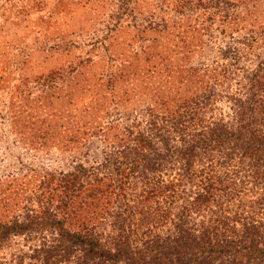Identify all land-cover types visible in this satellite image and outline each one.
<instances>
[{
	"label": "trees",
	"instance_id": "1",
	"mask_svg": "<svg viewBox=\"0 0 264 264\" xmlns=\"http://www.w3.org/2000/svg\"><path fill=\"white\" fill-rule=\"evenodd\" d=\"M210 1L223 12L221 24L234 21L231 10L250 0ZM259 28L238 29L218 59L181 70L182 98L118 124L110 142L106 136L115 123L99 127L94 135L105 146L92 165L80 162L57 184L47 181L46 205L57 201L55 209L44 202L1 222L0 242L53 231L54 239L37 251L41 264H264V26ZM203 30L213 31L212 25ZM218 86L231 104L227 120L214 115ZM74 205H84V214ZM105 219L111 220L108 232L98 225Z\"/></svg>",
	"mask_w": 264,
	"mask_h": 264
},
{
	"label": "rangeland",
	"instance_id": "2",
	"mask_svg": "<svg viewBox=\"0 0 264 264\" xmlns=\"http://www.w3.org/2000/svg\"><path fill=\"white\" fill-rule=\"evenodd\" d=\"M214 3L0 0V223L46 205L47 181L57 184L80 162L92 165L105 146L94 135L99 127L115 123L110 142L118 124L182 98L181 70L218 59L238 29L264 26V0L239 4L235 20L221 24ZM52 74L55 81H45ZM216 93L214 115L230 119L223 87ZM110 222L98 223L100 230ZM67 227L76 229L72 221ZM55 236L44 229L12 235L0 242V264H41L37 251Z\"/></svg>",
	"mask_w": 264,
	"mask_h": 264
}]
</instances>
